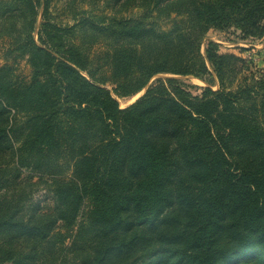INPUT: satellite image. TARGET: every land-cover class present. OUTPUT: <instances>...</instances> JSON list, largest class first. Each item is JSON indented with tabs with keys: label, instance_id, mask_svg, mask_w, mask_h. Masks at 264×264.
Returning <instances> with one entry per match:
<instances>
[{
	"label": "trees",
	"instance_id": "1",
	"mask_svg": "<svg viewBox=\"0 0 264 264\" xmlns=\"http://www.w3.org/2000/svg\"><path fill=\"white\" fill-rule=\"evenodd\" d=\"M52 1L0 0V264H264V68L201 53L211 30L263 40L264 0H115L144 13L71 26Z\"/></svg>",
	"mask_w": 264,
	"mask_h": 264
},
{
	"label": "rangeland",
	"instance_id": "2",
	"mask_svg": "<svg viewBox=\"0 0 264 264\" xmlns=\"http://www.w3.org/2000/svg\"><path fill=\"white\" fill-rule=\"evenodd\" d=\"M119 5L115 6V0H53L50 4L49 13L50 18L54 22H58L61 25L71 26L74 24V14H124L125 16H130L131 14H143L144 11L134 9V8H125L120 10ZM42 8L39 10L40 14L42 13ZM116 10H119L116 12ZM87 16V15H86ZM1 23V20H0ZM161 25L166 29L169 25L165 21H160ZM238 33H235L233 29L229 31H218L211 30L201 46V53L204 55L207 45L210 41H213L220 46V52L226 54H234L239 57L245 58L254 68L263 69L264 68V39L263 40H240ZM8 47V41L6 38H0V65L4 64L3 61L5 49ZM96 52L100 53L106 50V46L97 45L95 47ZM15 74L20 77L27 78L30 74V68L28 63L25 60H21L16 65ZM173 76L169 75H159L154 77L151 80V83L157 82L159 79L171 78ZM179 79L186 83L187 85L194 86L193 92L196 94L201 93V89L206 87V83L203 81L197 80L193 77H173ZM107 89L112 91L111 86H106ZM214 90H217L218 87H214ZM146 92V89L135 95L134 97L129 98H118L116 99L119 102V105L122 109L127 108L133 105L138 101ZM37 180V179H35ZM36 201L41 202L43 206L52 205V194L49 192L48 188L43 185L40 188V191L35 193L34 196ZM87 208V204H86Z\"/></svg>",
	"mask_w": 264,
	"mask_h": 264
}]
</instances>
